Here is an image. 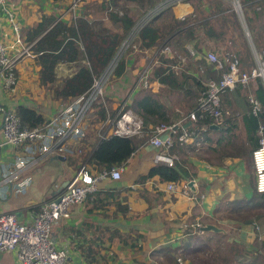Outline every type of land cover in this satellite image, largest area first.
I'll list each match as a JSON object with an SVG mask.
<instances>
[{"label":"crops","instance_id":"crops-1","mask_svg":"<svg viewBox=\"0 0 264 264\" xmlns=\"http://www.w3.org/2000/svg\"><path fill=\"white\" fill-rule=\"evenodd\" d=\"M102 2L85 0L77 14L90 21L102 22L103 27L112 34H121L122 30L111 23L102 9ZM164 3L165 0L157 3L147 13L158 7L164 8ZM174 4L173 15L176 19L191 15L189 4ZM9 5L13 21H9L0 10V41L5 44H11L14 40L13 24L19 25L22 35L27 29L36 26L42 17L72 22L71 13H68L69 0H9ZM128 7L134 8L135 5L130 4ZM262 7L264 9V3ZM132 14L133 10L130 14L133 19ZM189 44L197 51L198 58L192 60L196 63L202 60L199 58L201 53H208L205 48L199 51L195 42ZM134 52L126 57L128 67L124 75L119 79L113 78L105 89L107 120L103 123L90 122L92 116L96 119L93 110L87 117L89 121L84 140L68 142L63 160H57L55 156L37 157L35 164L25 171L11 189H0V213H14L19 222H31L32 211L49 197L55 196L60 186L75 175L81 161L99 143L100 136H111L112 121L109 115L116 112L115 117L120 105L129 106L143 94H151L163 106L166 125L177 124L194 109L199 91H196L191 80L182 90L172 91L153 80V68L160 65L152 57L154 50ZM72 65L75 64H62L56 68L57 80L54 85L76 71L72 72ZM147 68L152 75L151 86L150 89H143L139 77ZM39 69L35 57L25 56L16 67L18 84L14 93L5 92L0 80V109L13 112L18 106H24L34 109L46 121L69 103L55 99L47 87L40 85ZM188 74L196 78L193 73ZM60 75L63 76L61 80L58 79ZM256 90L257 82H251L245 88L224 95L221 107L227 114L221 125L209 129L211 132H199L191 143L175 144L170 151L155 148L149 143V131L156 125L145 128L142 137L135 139V152L122 165L121 179L98 182L96 191L82 205L72 207L69 217L53 226L51 239L55 247L66 250L69 260L74 264H175L170 256L174 254L178 257L180 249L187 247L189 242L188 233L191 231L187 234L184 232V223H199L202 226L213 225L226 234V228L232 229L233 225H237L236 242L252 252L255 243H259L263 237L258 231H264V216L260 217V223L256 225L241 219V215L253 211L251 152L256 144V135L249 120L247 96H254ZM190 127L196 128L197 125L190 123ZM226 129L231 131L223 133ZM1 130L0 113V143ZM80 147L82 152L77 155L74 150ZM15 154L12 147L0 148V176L12 166ZM158 156L172 159L174 166L187 176L179 182L180 187L174 192L166 190L169 182H163L158 177H146L153 166L165 165L157 159ZM87 167L90 171L98 172ZM183 184H187L196 197L203 198L197 201L189 199V194L182 193ZM210 234L218 233L198 232L192 235L203 238ZM0 264H18L15 253H0Z\"/></svg>","mask_w":264,"mask_h":264},{"label":"built area","instance_id":"built-area-1","mask_svg":"<svg viewBox=\"0 0 264 264\" xmlns=\"http://www.w3.org/2000/svg\"><path fill=\"white\" fill-rule=\"evenodd\" d=\"M85 0H69L68 13H71L72 22L77 20V10ZM181 0H169L164 8H156L145 15L139 30L156 16L159 11ZM240 8L239 1L235 0ZM0 10L13 21L9 0H0ZM111 11V8H109ZM184 19V18H182ZM60 21L57 20L56 22ZM14 40L11 44L0 41V80L7 93H14L18 84L16 67L23 57H35L31 52L32 45L23 42L20 27L13 24ZM185 53L189 59L198 58L197 52L191 45H186ZM160 54V57H156ZM155 56V57H154ZM199 58H202L199 56ZM153 59L174 60L184 62V58L176 55L168 45L161 46L154 51ZM203 59L215 72L219 73L217 80L210 79L205 84V91L199 96L194 109L177 124H158L150 133L149 143L155 148L169 151L175 144L185 145L194 141L199 132L218 126L227 114L221 107V98L238 88H245L251 82L260 81L264 91V51L253 56L255 66L250 70H243L235 53H225L222 57L208 52ZM87 64L86 61H83ZM160 63V62H159ZM114 66L99 79L95 80L91 89L85 94L69 101V103L46 120L41 126L29 128L20 123V119L12 111L0 109L2 114L1 143L2 146L12 147L15 158L12 166L0 176V189L9 188L37 161V157L49 156L65 157L68 142H80L84 139L87 129V117L93 111L95 104H102L105 111V84L106 78L112 74ZM174 68V67H172ZM151 71L144 69L140 74L139 83L143 89H150ZM250 106L249 115L258 117L262 112V105L252 95L247 96ZM125 105L118 107V113L111 122V135L122 138H140L144 133L142 120L131 110H124ZM107 114V113H106ZM107 120V119H106ZM189 121L197 125L196 128H183ZM176 127V130L174 128ZM84 134V136H83ZM167 134L164 140L161 137ZM82 137V138H81ZM106 138L100 136V140ZM257 146L251 152V165L254 175V191L264 196V124H260L256 131ZM82 139V140H81ZM99 140V141H100ZM77 155L81 147L74 150ZM158 160L168 167H174L170 158L158 156ZM88 164H82L75 175L67 182V186L58 194L49 197L34 209L33 219L29 223L19 222L14 213H0V253H15L18 264H74L69 260L66 250L58 249L51 239L52 228L61 219L69 217L72 207L82 205L89 195L97 189L98 182L110 179L119 181L123 167H112L108 170L93 172L88 169ZM180 183H168L166 190L174 192ZM182 193L189 194V199L197 201L198 198L190 192L187 184L181 186ZM203 227L199 223L183 225V230L188 234L198 233ZM175 264H189L181 257L175 259Z\"/></svg>","mask_w":264,"mask_h":264},{"label":"trees","instance_id":"trees-1","mask_svg":"<svg viewBox=\"0 0 264 264\" xmlns=\"http://www.w3.org/2000/svg\"><path fill=\"white\" fill-rule=\"evenodd\" d=\"M51 1L59 2L68 0ZM156 2L157 0H103L102 9L106 12L111 23L117 27V29L122 30L121 34H112L103 27L102 22L90 21L87 20L86 17H80L70 23L62 20L56 22V19L52 17H42L41 21L36 26L22 33L23 42L26 45H32L31 52L35 56L36 64L40 68L38 74L40 85L42 87H47L55 99H60L65 102L88 92L94 81L99 79L108 69L122 41L134 28L136 21L130 17L132 8L128 6L130 4H136L139 7H143L147 4L149 6H147L148 8L153 9ZM263 3L264 0H242V2H240L245 24L258 54H262L264 51V37H262L264 36ZM109 8H111V11ZM171 8L170 6L166 9H162L138 30L136 41L139 43L142 52L156 50L162 45H168L169 42H172V44L179 49L185 48L188 43L195 42L194 45L199 51L206 48L201 45L200 42L213 39L216 42L223 43L225 34L218 33L217 30L212 27L208 18L194 22L190 18L176 19L171 12ZM257 8H260V12H257ZM168 11L171 14H169ZM212 11L217 12L218 16H222L224 20L225 18L232 20V23L240 32L241 37H237V39L242 40L241 45L243 52H237L235 55L243 69L244 66L247 65L245 63L252 60V57L249 48L242 39L243 34L242 31L239 30L236 14L231 11V9L222 7L220 4L214 5ZM131 52L132 51L128 54ZM128 54L126 53L116 63L111 74L112 78L119 79L124 75L128 67V62L126 60ZM81 56H83L87 64L83 63L82 65H78L76 71L70 77L62 79L59 84L54 85L57 80L56 68L62 64L76 65ZM201 57L202 60L190 64L191 68L195 69L199 64L204 68V76L209 78L208 80H210L213 75L216 76L212 79L217 80L219 78V73L215 72L211 66L205 63L206 61L203 59V53H201ZM159 62L160 65L153 70V80L160 85L166 86L172 91H178L182 90L187 85V82L191 80L197 89L196 91H199L200 95L205 91V87H203L195 77L185 75L184 79H180L174 72L173 66L170 65L169 61L160 59ZM256 82L257 90L255 91L254 97L262 105V112L258 117L249 115V120L250 123H252L253 132L255 133L254 135H256L259 125L264 124V91L260 81ZM95 107H97L95 113L96 123L105 122L107 114L103 105L101 103L95 104L93 109H95ZM124 110H131L141 117L144 130L150 125L154 126L167 123L163 106L160 105L151 94H143L131 105L124 106ZM13 112L20 119V123L29 128L41 126L45 122L43 117L34 109L18 106ZM230 131L226 129L222 132L228 133ZM208 132H211V130ZM135 139V137L122 138L114 135L101 139L97 146L93 148L92 152L88 154L80 164L87 163L88 166L98 172L102 169L108 170L112 167H120L135 152ZM251 139L253 138L251 137ZM255 142L256 144L253 146V149L257 146L256 136ZM146 177H158L163 182L179 183L187 176L184 171H181L176 166L168 167L158 164L150 168ZM252 203L253 207H251V210L264 209V196L254 191ZM188 236L189 242L187 247H183V250L180 249L181 253L178 256L182 259L188 254V250L194 249L191 246L194 235L189 234ZM260 236H263L258 243L260 248H257L258 250H254L252 253L249 252L250 256H253L254 252L256 254V257L251 259L252 264L258 262L259 257H261L259 258L260 264H264V231L261 232ZM170 257L175 262L177 255L173 254V257ZM238 264L245 263L239 261Z\"/></svg>","mask_w":264,"mask_h":264},{"label":"rangeland","instance_id":"rangeland-1","mask_svg":"<svg viewBox=\"0 0 264 264\" xmlns=\"http://www.w3.org/2000/svg\"><path fill=\"white\" fill-rule=\"evenodd\" d=\"M238 1H239V5H240V12L242 14L243 24L245 26L246 24H245L244 17H243V10H242V6L240 4V2H242V0H238ZM163 2H164V0H157L156 4L157 3L158 4L163 3ZM168 2H169V0H165L164 4L167 5ZM181 2L183 4H189L191 6V9H192V12H191L192 16H190L188 14L187 16H185L183 18H190L193 22L194 21H202V20H205L206 18H208V20L210 21V24L212 25V27L214 29L217 30L218 33H224L225 34L224 35L225 37L223 39V43L222 42H216L213 39H210L209 41H205V42H200L201 45L206 47L205 50L207 52L215 53L219 57H222L225 53L237 54V52H243V48L241 45L242 40L237 39V37H241L240 32L238 31L237 27L232 23V20H230L228 18H225V20H224V19H222V16H218L217 12L212 11L214 5L220 4V5H222V7H227L229 9H231V11H233L236 14V12L234 10V6H233V0H181ZM147 6L148 5L146 4L143 7H139L138 5L135 4V7L132 8V10H133L132 16H133V19L136 20V22H135L134 28L132 29L131 33L126 36V38L122 41L120 47L118 48V50L116 52V55H117L116 61H118L126 53L128 54L130 51H132V52L135 51L134 53L136 54L139 50H141L139 47V43L136 41V35H137L139 27L142 23L143 17L151 9V8H148L149 6L148 7ZM171 7H172L171 12H172L173 9L175 8V4L171 5ZM257 12H260V10L257 9ZM168 13L171 14L169 11H168ZM172 13H174V11ZM99 14H100V16H102L101 13H99ZM236 17L238 20L239 30L242 31V34H243L242 39L245 42L246 46L249 48L250 53H251V57H252V60L247 61L245 63L247 65H245L243 68L244 70H249L255 66V61L253 59V56H255L257 54V52L254 48L253 43H252L250 34H249V38H248L246 36L245 30H244V28L240 22L239 16L237 14H236ZM246 28H247V26H246ZM247 31H248V29H247ZM187 45H190V44L188 43ZM163 46L164 45H162V47ZM130 47H132V48H130ZM168 47H170L171 50L176 53V55L184 58V62H181V61L179 62L178 59H174L173 61L168 60V59H164V60L169 61L170 65H172L174 67L173 70L176 73V75L180 79H182V78L184 79L185 75L189 76L190 74H188V73H193L194 75H196L195 79H197L201 83V85L203 87H205V84L208 82L209 78L204 76V68L198 64L196 66L197 71L194 72V69L191 68L190 64L195 62V61H192L193 59H189L187 57L184 48L179 49V48L175 47L172 44V42L168 43ZM193 49L195 50L194 47H193ZM156 50H154V51H156ZM132 57H134V56H132ZM156 57H160V54H158ZM150 59H151V56L149 57L147 64L149 63ZM113 60H114V58H113ZM83 61H85L83 56L79 57L78 63L76 65L70 66V68L73 69L72 72L75 71V69L78 67V65H82ZM242 65H243V63H242ZM64 75L67 76L68 74H64ZM215 76L216 75H213V77H211V79L214 78ZM62 77L63 76L60 75L58 79L61 80ZM189 77H191V76H189ZM99 79H97V80H99ZM106 80H107V82H106L104 88H106L109 85V83L111 81H113V78L110 75L109 77L106 78ZM199 96H200V94H199ZM199 96H198V98H199ZM104 101H105V104L107 105V102L105 99H104ZM68 102L69 101H67L65 103H68ZM93 110H94V113H96L97 107H95V109H93ZM114 113H116V112H113V114L110 113V115H109V118L111 121L114 118V115H115ZM92 118H93V116H92ZM92 118H90V122L96 121V119H94V118L92 119ZM88 121H89V118H88ZM261 216H264V211H259V210L246 211L245 215H241V219H247L249 221L254 222L257 225L260 223V217ZM236 226L237 225H235V227ZM235 227L233 225L232 229L226 228V231H228L227 234L225 232H221L218 234H210L209 236L207 235V236H204L203 238H201V237L197 238L196 236H194L192 239V242H191V246L194 249L188 250L187 251L188 254H186V256L183 259L190 264H238L239 261H241V263L250 264L252 261L251 259L255 258L256 254L254 252L253 256H250L249 250L246 248V246H244L243 244H238L236 242L237 241V237H236L237 231L235 230ZM262 231L263 230L259 229V231H258L259 235H261ZM258 245H259L258 242H256L254 245V250L257 251L258 250L257 248H260ZM259 258H261V257H259ZM259 258H258V262H256L255 264H260Z\"/></svg>","mask_w":264,"mask_h":264},{"label":"water","instance_id":"water-1","mask_svg":"<svg viewBox=\"0 0 264 264\" xmlns=\"http://www.w3.org/2000/svg\"><path fill=\"white\" fill-rule=\"evenodd\" d=\"M233 6H234V10H235L236 14L239 16L240 22H241V24H242V26H243V28H244V30H245L246 36L249 38V33H248V31H247L246 25L244 26V24H243V19H242V14H241V12H240V8L237 7L235 0H233ZM116 58H117V55L114 57V60H112V62L110 63L108 69L111 68L112 66L116 65V62H117V61H116ZM113 62H114V63H113ZM108 69H107V71H108ZM107 71H105V73H106ZM188 127H190V123H188L187 125H185L183 128H188ZM214 128H217V127H216V126H210V129H214ZM174 130H176V127L174 128ZM166 136H167V134H164V135L161 137V139L164 140V139L166 138ZM55 158H56L57 160H63L62 157H58V156H57V157H55ZM67 184H68L67 181L64 182V183L60 186V188L58 189L57 194L60 193V192H61V191L67 186ZM199 232H200V233H207V232L221 233V232H223V231L220 230V229H218V228H216V227L213 226V225H206V226L201 227L200 230H199Z\"/></svg>","mask_w":264,"mask_h":264},{"label":"clouds","instance_id":"clouds-1","mask_svg":"<svg viewBox=\"0 0 264 264\" xmlns=\"http://www.w3.org/2000/svg\"><path fill=\"white\" fill-rule=\"evenodd\" d=\"M117 62H118V61H117ZM117 62H116V63H117ZM115 66H116V65H115ZM114 68H115V67H114ZM106 71H107V70H106ZM104 74H105V73H104ZM104 74H103V75H104ZM103 75H102V76H103ZM102 76H101V77H102Z\"/></svg>","mask_w":264,"mask_h":264},{"label":"bare ground","instance_id":"bare-ground-1","mask_svg":"<svg viewBox=\"0 0 264 264\" xmlns=\"http://www.w3.org/2000/svg\"><path fill=\"white\" fill-rule=\"evenodd\" d=\"M179 11V10H178ZM187 11V10H186ZM185 12V11H184ZM188 13V12H187Z\"/></svg>","mask_w":264,"mask_h":264}]
</instances>
